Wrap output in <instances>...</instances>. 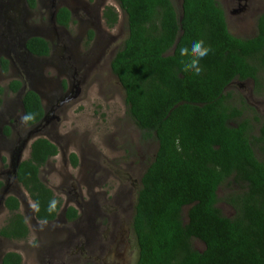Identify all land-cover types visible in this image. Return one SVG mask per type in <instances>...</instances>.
<instances>
[{"label":"trees","instance_id":"16d2710c","mask_svg":"<svg viewBox=\"0 0 264 264\" xmlns=\"http://www.w3.org/2000/svg\"><path fill=\"white\" fill-rule=\"evenodd\" d=\"M117 2L128 33L111 69L141 139L156 142L136 193L135 264H264V121L244 115L249 106L243 99L240 107L231 104L226 90L232 81L246 79L254 81L256 92L264 89V12L257 17L256 33L239 37L229 31L217 0ZM104 16L113 27L119 13L107 6ZM56 19L66 24L69 11L60 9ZM199 38L212 51L201 61L203 71L197 77L182 69L179 48ZM27 47L38 56L49 50L39 37L29 39ZM19 86L17 81L10 84L13 90ZM23 109L34 117L28 125L43 117L40 97L32 90L23 95ZM57 154L56 144L37 137L16 168L38 220H53L61 206L39 176ZM69 158L76 166L75 153ZM229 181L238 186L224 197L233 209L231 217L217 206V190ZM4 205L10 215L0 235L26 239L29 227L18 199L10 195ZM75 212L68 207L66 217L72 219ZM193 239L203 243L202 250L192 245ZM21 263L16 251L1 258V264Z\"/></svg>","mask_w":264,"mask_h":264},{"label":"rangeland","instance_id":"374dc122","mask_svg":"<svg viewBox=\"0 0 264 264\" xmlns=\"http://www.w3.org/2000/svg\"><path fill=\"white\" fill-rule=\"evenodd\" d=\"M52 1L74 11L70 25L56 28L53 24L54 30L50 28L49 21H54L53 13L49 14L50 0H41L28 19L32 26L31 36L42 37L45 34L53 42L58 40L61 43L60 59L56 52L54 56L50 53L46 59L31 56L33 61L50 62L41 71L38 80L25 85L41 95L46 117L35 126L22 129L19 123L20 101L24 90L18 93L8 91L1 96L3 104L0 108V132L2 124L8 119L6 117L21 131L10 137L8 142L0 135V156L6 160L5 165L0 164V178L3 180L2 176H7L6 173L2 174L4 171H10L9 179L12 178L18 160L29 156L33 139L48 138L58 147V154L40 169V177L61 198L63 206H75L81 217L69 222L59 214L51 223H37L33 226L32 217L27 215H32L34 203L20 184L13 183L9 194L22 201L19 211L24 215L30 230L27 238L22 240L0 236V264L2 255L7 251L20 253L22 264H135L138 247L130 218L124 219L126 215H122L116 220L120 215L114 218L109 211L113 216L111 218L102 212L98 213L101 204L97 201V197H105L109 203L117 192L120 197L128 196L133 205L140 186V177L156 150L155 141L141 139L140 130L126 111L124 89L117 77L109 71L108 59L127 37L126 15L116 0ZM217 1L224 8L228 29L233 35H254L257 17L264 12V0ZM177 2L179 5V0ZM84 5L87 8L82 9ZM105 5L114 7L119 13L120 17L113 29L106 28L103 23L98 26L94 21L95 14L97 16L98 11ZM90 30L94 32V42L87 48L86 36ZM69 53L74 55V59L67 58ZM98 60L103 68L101 72L96 70ZM54 66L64 69L65 74H74L77 80L81 77L88 78L85 83L73 85L66 75H59ZM20 72V68L14 66L9 67L7 73H0V86H5L6 81ZM62 80H66V88L61 87ZM88 84L91 87L87 90ZM77 88L79 92L74 91ZM68 90L75 97L62 103L61 99ZM227 92L231 93V104L239 107L243 98L248 106H252V112L246 111V116L258 115L259 119H264V90L262 94H257L250 80H234L228 86ZM4 108L11 112L8 116L5 115ZM17 140L20 144L17 160L14 161L12 147L18 145ZM71 153H75L77 157L76 167L72 166L69 158ZM237 189L238 186L229 181L217 190V206L228 217L233 216L234 212L224 201V197ZM4 193L5 190L0 193V227L10 215L2 204ZM187 209L188 207L183 208L185 219ZM117 221L119 223L113 235L103 238L100 243L103 232L110 227L114 230L113 225ZM120 225L127 231L119 230ZM192 245L199 250L204 247L197 239H193Z\"/></svg>","mask_w":264,"mask_h":264},{"label":"flooded vegetation","instance_id":"af4514ba","mask_svg":"<svg viewBox=\"0 0 264 264\" xmlns=\"http://www.w3.org/2000/svg\"><path fill=\"white\" fill-rule=\"evenodd\" d=\"M33 1H34V4L32 5L31 4V0H0V73H7L9 67L13 68L14 66L19 67L20 70H21V72L16 77L12 78L9 81H6V85L5 86H0V89H2L1 92H0V108L2 107V104H3V101H2V98H1L2 95L6 94V92H8V91L10 93H18V92L22 91V89H23L24 91L22 92V99L20 101L21 117L24 115L23 95L25 94V92L27 90H32L29 87L26 88L25 85H28V84L30 85L33 81L38 80V78L41 75V71L50 62V60L33 61L31 56L34 55V54L31 53L30 50L27 47V41L29 39H31L33 37H39V36H31L33 34L32 30H31L32 26L28 23V19L30 18L31 14L33 12V9L37 8V5H39V2L41 0H33ZM49 5H50L49 14L53 13L52 15H53V18H54L53 22L48 20L50 28L52 30H54L53 29V24H55L54 26L56 28H66L68 25L71 24V22L73 21V15H74L73 12L74 11H72L69 7H66L65 5H62L60 3H54L52 0H50ZM239 5H241V4H239ZM107 6H109V5L103 6L102 9L100 10V12L98 11L97 16L95 14V20L94 21H95V23L98 26H100L101 23H103L106 28L113 29L114 26L117 23L113 27H110L106 23V18L104 16V10H105V8ZM62 8H66L69 11V20L67 21L66 24H63V23L61 24V23L57 22V19H56L59 10L62 9ZM85 8H87V6L84 5L82 7V9H85ZM255 26H256V24H255ZM254 31H255L254 32V34H255L256 33V28L254 29ZM39 38H42L48 44L49 50H48V54L47 55H39V56L38 55H34L36 58L46 59V58L49 57L50 53H52L53 56H54V54L57 53L58 54L57 58H59V59L62 58V49L59 48V47H61V43L58 40H56V42H53L45 34L42 37H39ZM92 42H94V32L90 30V31L87 32V36H86V44L88 45L87 48L90 47ZM89 51H90V53H93L91 50H89ZM115 53H116V51L108 59L110 73H113L112 69H111V60H112V58H113ZM67 58H69V59L73 58L74 59V55L69 53ZM78 63H79V61H78ZM62 64H63V62L61 61L60 65H62ZM54 68L57 70V73L59 75H63V76L66 75V78H68L69 81H71V83H73V85L75 83H77V85H79L81 83H85L86 79L88 78V77H81L79 80H77L75 78L74 74H72V73H66L65 74V70L60 68V67H57V66H54ZM96 70L100 71V72L103 70L102 66L99 63V60H98V63L96 64ZM248 80H250L252 82L253 90L255 91V89H254L255 85H254V81L252 79H246V80H243V81H248ZM13 81H17L20 84V86L16 90H13L10 87V84ZM98 81H100V79L97 80L96 82H98ZM232 82H231V84H232ZM60 83H61V81H60ZM62 84L63 85H61V87L62 86L65 87V88L67 87V86H65L66 85V80H62ZM87 86H88V88H87V90H88L89 87H91V86L89 84ZM95 87H96V83H95ZM227 88H226V90H227ZM32 91L36 92L38 94V96L40 97V101H41V104H42V107H43V111H44L43 117L41 118V120L39 122H37V123H35L33 125H28L27 123H25L22 120H20L19 123H20L22 129H24L25 127L35 126L36 124L40 123L46 117V108L43 106V101H42L41 95L35 90H32ZM74 91L75 92H79V88L75 89ZM256 93L257 94H262V92H256ZM74 97H75V94H73L71 92V90H68L67 94L65 95V97H63L61 99V102L65 103L68 100L73 99ZM249 110L250 111L253 110L252 106L246 107L245 112L246 111L249 112ZM4 113H5V115L8 116V114L11 113V112H9L6 108H4ZM244 115H245V113H244ZM257 117H259V116L257 115ZM6 118H8V119H7V121L5 123L2 124V131L3 132L1 131L0 135H2L5 138V140L8 142L10 137H13L15 133L19 134V132L21 130L18 129V128L16 129L15 123L12 120H10L9 117H6ZM260 120H262V119H260ZM262 121H264V119ZM17 143H18V145H15V146L12 147V153H13L14 161L17 160V151H18V146L20 144V141L17 140ZM5 161H6L5 158H3V156H0V164L5 165V163H6ZM20 161L21 160H18L16 166L14 167V171L12 173L13 176H12L11 179H9L10 178V171L2 172V174L3 173L7 174V176H2L4 178L3 180L0 178V182H1L0 193H1L2 190H5L4 198L2 200V204L3 205H4V200L8 196H10V195L15 196L13 194H9V190L11 189V187L13 188V185H14L13 183L20 184L18 182L17 178H16V168H17V165L19 164ZM77 165H78V163H77ZM76 166H73V167H76ZM39 176H40V173H39ZM119 195L116 192L114 194V196H113L114 198L109 203H108V201H107V199L105 197H97V201L98 202L100 201V204H101L98 207V210H99L98 213L102 212L103 215L107 214L108 217L110 216L111 218H113V216L110 215V212L113 213L114 218H115V216L120 215V216H118V218L116 220L120 219L122 217V215H126L124 217V219L130 218L131 229L133 231L132 220H133L135 203L132 205L131 200H129L128 196L120 197ZM117 198H118V201H117ZM17 199L19 201V209H20V205H21L22 201H20L19 198H17ZM59 199L61 200V198H59ZM135 202H136V198H135ZM110 203H112V204H110ZM110 205H113V206H110ZM4 207H5V205H4ZM68 207H73L76 210L75 216L72 219H68L66 217V211H67ZM111 207H112V209H111ZM7 211L9 212L8 209H7ZM33 213H34V215H33ZM33 213H32V215L31 214L27 215V216L32 217L33 226L36 225L37 223H51L52 221H54L59 216V214H62L65 217V219L67 221H69V222L75 221V220H77V219H79L81 217V213L77 210V208L75 206H72V205L63 206L62 205V200H61L60 209L58 210V212L56 214V217L53 220H38L36 218V216H35V206H34ZM118 223L119 222L117 221L116 224L113 225L114 230H112V228L110 227L109 230H106V231L103 232V235L100 237V243H102L103 238H108V236H110V235L112 236L113 235L114 231L116 230V228L118 226ZM121 229L124 230V231H127L125 228H123L120 225L119 230H121ZM29 230H30V227H29ZM111 231H113V232L111 233ZM3 238H5V237H3ZM22 262H23V259H22Z\"/></svg>","mask_w":264,"mask_h":264},{"label":"clouds","instance_id":"9594fccd","mask_svg":"<svg viewBox=\"0 0 264 264\" xmlns=\"http://www.w3.org/2000/svg\"><path fill=\"white\" fill-rule=\"evenodd\" d=\"M212 48L203 38L192 39L186 46L179 48V56L182 58L179 63L184 71L192 73L193 76H200L203 68L201 61L210 54ZM34 119L31 114H25L21 117L23 122ZM54 206V203H53Z\"/></svg>","mask_w":264,"mask_h":264}]
</instances>
